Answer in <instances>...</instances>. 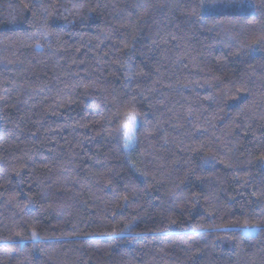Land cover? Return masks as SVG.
<instances>
[{
	"label": "trees",
	"instance_id": "trees-1",
	"mask_svg": "<svg viewBox=\"0 0 264 264\" xmlns=\"http://www.w3.org/2000/svg\"><path fill=\"white\" fill-rule=\"evenodd\" d=\"M0 264H264V0H0Z\"/></svg>",
	"mask_w": 264,
	"mask_h": 264
},
{
	"label": "clouds",
	"instance_id": "clouds-1",
	"mask_svg": "<svg viewBox=\"0 0 264 264\" xmlns=\"http://www.w3.org/2000/svg\"><path fill=\"white\" fill-rule=\"evenodd\" d=\"M126 66L131 71L130 64ZM118 132L120 140L126 151L131 150L136 143V132L139 128V111L134 104H129L121 110Z\"/></svg>",
	"mask_w": 264,
	"mask_h": 264
},
{
	"label": "rangeland",
	"instance_id": "rangeland-1",
	"mask_svg": "<svg viewBox=\"0 0 264 264\" xmlns=\"http://www.w3.org/2000/svg\"><path fill=\"white\" fill-rule=\"evenodd\" d=\"M255 229H250V230H248V229H244V232L245 233H251L252 231H254Z\"/></svg>",
	"mask_w": 264,
	"mask_h": 264
}]
</instances>
